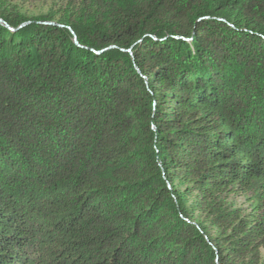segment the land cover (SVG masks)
Masks as SVG:
<instances>
[{
	"label": "trees",
	"instance_id": "16d2710c",
	"mask_svg": "<svg viewBox=\"0 0 264 264\" xmlns=\"http://www.w3.org/2000/svg\"><path fill=\"white\" fill-rule=\"evenodd\" d=\"M18 2L0 264H264V0Z\"/></svg>",
	"mask_w": 264,
	"mask_h": 264
},
{
	"label": "rangeland",
	"instance_id": "374dc122",
	"mask_svg": "<svg viewBox=\"0 0 264 264\" xmlns=\"http://www.w3.org/2000/svg\"><path fill=\"white\" fill-rule=\"evenodd\" d=\"M18 2L21 6L23 5L24 8L29 9L32 12H38L45 10L47 5L49 4L50 0H19ZM237 204H242V201L240 199L236 200L233 199ZM264 256V252H263Z\"/></svg>",
	"mask_w": 264,
	"mask_h": 264
},
{
	"label": "water",
	"instance_id": "95a60500",
	"mask_svg": "<svg viewBox=\"0 0 264 264\" xmlns=\"http://www.w3.org/2000/svg\"><path fill=\"white\" fill-rule=\"evenodd\" d=\"M0 23H2L3 25H6V23L3 22L1 19H0ZM48 24H54V23H48Z\"/></svg>",
	"mask_w": 264,
	"mask_h": 264
}]
</instances>
